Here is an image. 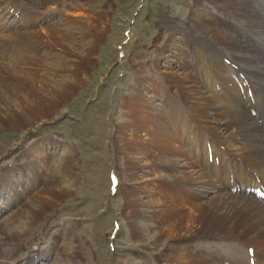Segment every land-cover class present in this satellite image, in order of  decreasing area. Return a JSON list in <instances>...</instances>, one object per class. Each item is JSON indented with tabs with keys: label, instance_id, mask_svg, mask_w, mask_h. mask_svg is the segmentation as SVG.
I'll use <instances>...</instances> for the list:
<instances>
[{
	"label": "bare ground",
	"instance_id": "bare-ground-1",
	"mask_svg": "<svg viewBox=\"0 0 264 264\" xmlns=\"http://www.w3.org/2000/svg\"><path fill=\"white\" fill-rule=\"evenodd\" d=\"M36 1L22 0L18 6L19 0H0V17L12 12L34 23L32 17L43 14L37 10L52 3ZM100 1L67 5L70 19L60 15L58 26L43 28V14L33 30L11 36L0 30V46L6 40L16 45L13 51L0 49V135L16 130L15 115L22 129L31 130L73 98L77 90L63 82L83 87L80 61L65 70L69 79H61L57 68L68 46L76 52L88 46V59L105 40L109 23L102 4L110 0ZM185 3V19L158 14L150 51H138L135 59L136 91L118 97L115 89L111 98L123 114L111 128L110 181L125 200L118 210L131 233L118 246L142 264H264V18L250 0ZM179 18L183 28L173 20ZM64 25L72 28L60 30ZM45 50L55 51L48 61L42 59ZM31 156L36 167L31 179H38L45 159ZM5 169L0 186L11 177L7 169L13 171ZM47 179L56 190H40L30 199L34 207L14 214L24 218L19 229L0 233V264H43L38 261L45 253L21 256V248L7 249L24 247L43 216L73 191L52 174ZM122 229L109 230L107 240ZM81 246L53 264H86L88 253Z\"/></svg>",
	"mask_w": 264,
	"mask_h": 264
},
{
	"label": "rangeland",
	"instance_id": "rangeland-1",
	"mask_svg": "<svg viewBox=\"0 0 264 264\" xmlns=\"http://www.w3.org/2000/svg\"><path fill=\"white\" fill-rule=\"evenodd\" d=\"M19 1L18 6L22 3V0ZM33 1L37 3L36 0ZM90 1L51 0L52 3H46L37 10L46 14L42 20V27L58 26L60 15L62 18L70 19L65 11L67 5H81ZM185 1L110 0V2H103L102 7L107 8L105 15L109 23L108 34L103 43L96 46L97 50L88 59L85 56L88 46L84 48L85 51L80 52L70 49L69 46L64 47L66 53L57 68L59 76H62L61 79H69L72 76H69L68 72L65 73V70H72L71 64L80 61L86 77L83 87L80 88L79 84L76 85L70 81L63 82L64 85L77 90L73 98L61 104L49 114L47 119H43L36 128L31 130L22 129V120L18 117L19 114L15 115L17 117H13V122L18 124L16 130L0 135V174L4 173L5 168L13 167L11 172L7 169L11 177L6 182L2 181L0 186V192H3V194L0 193V233L19 229L24 218L18 214L14 217V214L23 206L34 207L30 199L40 190L47 188L51 191L56 190L48 184L47 178L51 174L59 178V185L63 184L73 190L68 196L63 195L64 197L58 199L53 209L43 216L44 219L36 225L32 234L27 236L24 247L20 244L16 248L9 247L8 253L17 248H21V256H31L40 251V254L45 253V260L42 259L38 263L48 264L51 261L50 264H53L57 260L62 262L61 254L66 255L69 251L74 253L76 247L82 245L88 253L86 264H127L130 261L132 264L143 263L141 258L118 246L128 242L131 233L125 216L121 214L122 209L118 210L125 200L122 199L118 188H114L112 182L114 153L112 154L113 149L111 150L109 140L111 141L112 125L117 126L116 124L122 121L123 110L113 106L111 98L114 96L115 89L120 92L118 97L130 89L135 90L133 85L140 75L136 74L137 71L139 72V62L135 59L139 57H137L138 51L144 50V54L145 48L150 51L149 46L156 33L158 14L163 11L170 15L176 13L182 15L189 8V4L186 5ZM250 1L264 18V0ZM91 4L96 6L97 1ZM17 10L21 9L17 8ZM212 11L211 9L208 12L212 13ZM98 12L99 10H96V13ZM3 15L4 17H0V30L3 29L4 34L10 36L14 31L23 33L33 30L36 19L39 20L42 16L32 17L35 19L32 23L30 19L22 18L21 14L16 15L11 12ZM182 16L183 19L186 18ZM173 20H178L177 24L183 28L180 18ZM71 28L70 25H64L60 27V30ZM79 29L82 30L77 28ZM5 42L9 44L3 45ZM13 46H16L15 43L6 40L1 42L0 49L13 51ZM32 53V51L29 52V55ZM41 53L42 59L48 61L55 51L45 50ZM79 71L81 69H78ZM147 93L149 92H145L144 95ZM126 123L129 122L126 121ZM115 136H113L114 141ZM31 149L34 152L32 154L36 155L35 158L40 156L41 159H45L38 179H31L36 169L34 165H31L33 160L31 152L29 154ZM69 156L73 159L67 164L66 160ZM20 164L26 165L23 171L18 169ZM116 177L118 179V176ZM121 188H124V184ZM16 194L21 196L18 198ZM115 227L123 228L122 233L113 241L107 240V232ZM81 240L85 243L81 244ZM54 241L57 244H52Z\"/></svg>",
	"mask_w": 264,
	"mask_h": 264
}]
</instances>
